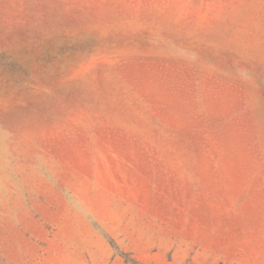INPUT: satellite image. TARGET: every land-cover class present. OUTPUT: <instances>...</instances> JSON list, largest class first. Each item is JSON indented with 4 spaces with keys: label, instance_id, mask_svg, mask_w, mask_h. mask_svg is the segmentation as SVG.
<instances>
[{
    "label": "rangeland",
    "instance_id": "374dc122",
    "mask_svg": "<svg viewBox=\"0 0 264 264\" xmlns=\"http://www.w3.org/2000/svg\"><path fill=\"white\" fill-rule=\"evenodd\" d=\"M0 264H264V0H0Z\"/></svg>",
    "mask_w": 264,
    "mask_h": 264
}]
</instances>
